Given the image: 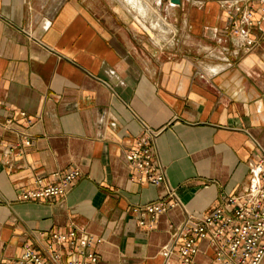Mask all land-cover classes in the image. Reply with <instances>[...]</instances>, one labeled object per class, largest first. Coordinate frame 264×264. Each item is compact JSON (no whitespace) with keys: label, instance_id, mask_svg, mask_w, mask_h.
Segmentation results:
<instances>
[{"label":"crops","instance_id":"0c3cea01","mask_svg":"<svg viewBox=\"0 0 264 264\" xmlns=\"http://www.w3.org/2000/svg\"><path fill=\"white\" fill-rule=\"evenodd\" d=\"M139 1L140 23L122 0H0V261L74 227L100 240V264H179L164 252L176 228L244 193L264 159V0L242 26L248 52L219 0ZM144 128L176 197L151 226L132 209L174 201L133 177L126 153ZM74 169L65 196L17 201L35 176ZM196 245L195 262L215 264Z\"/></svg>","mask_w":264,"mask_h":264},{"label":"built area","instance_id":"2783aa9c","mask_svg":"<svg viewBox=\"0 0 264 264\" xmlns=\"http://www.w3.org/2000/svg\"><path fill=\"white\" fill-rule=\"evenodd\" d=\"M254 0H219L226 7V13L231 20V32L236 37V45L248 52L254 47V41L243 32L242 26L253 24L252 7ZM262 1V0H260ZM260 20L264 22V9L260 11ZM135 19V18H134ZM19 116L29 124L25 113ZM8 129L11 121L5 122ZM158 134L144 128L135 145L126 153V159L134 171L133 177L139 183L147 182L152 186L165 185L166 198L143 206H135L134 213L147 214L148 225L155 218L176 205L175 192L167 186L164 168L159 162L155 141ZM20 141L17 150L29 147L31 142L24 133L19 134ZM263 158L251 169L247 190L240 195L229 196L221 206L211 214L202 218H187L175 230L171 243L165 248V256L176 254L179 264H197L194 260L198 252L197 242L206 241L213 248L215 264H261L264 257V172ZM78 169L61 174L55 184H44L35 176L31 189L18 193L17 201L32 202L61 198L67 194L78 179ZM143 225V222H139ZM92 235L79 233L70 227L65 233H49L39 248L24 246L17 260L0 261V264H100L92 252V245L98 243Z\"/></svg>","mask_w":264,"mask_h":264},{"label":"rangeland","instance_id":"374dc122","mask_svg":"<svg viewBox=\"0 0 264 264\" xmlns=\"http://www.w3.org/2000/svg\"><path fill=\"white\" fill-rule=\"evenodd\" d=\"M122 1H125V4H123V5H125V7L128 8V10L131 12L132 16L136 19V14H134L133 9L134 10H137L139 12V10H140V7L139 6H141V4H142L141 1L138 0L139 5H138V2L137 3H132L129 0H122ZM143 2H145L146 4H149L150 5V0H143ZM158 2H160V0H158ZM138 20L136 19V21H138ZM138 22L140 23L141 21H138Z\"/></svg>","mask_w":264,"mask_h":264},{"label":"water","instance_id":"95a60500","mask_svg":"<svg viewBox=\"0 0 264 264\" xmlns=\"http://www.w3.org/2000/svg\"><path fill=\"white\" fill-rule=\"evenodd\" d=\"M164 2L170 3L171 5L178 6L180 4V0H163Z\"/></svg>","mask_w":264,"mask_h":264},{"label":"bare ground","instance_id":"6f19581e","mask_svg":"<svg viewBox=\"0 0 264 264\" xmlns=\"http://www.w3.org/2000/svg\"><path fill=\"white\" fill-rule=\"evenodd\" d=\"M130 2H132V3H137L138 2V0H129ZM132 5V4H131ZM136 5V4H135ZM140 12V11H139ZM137 17V16H136ZM138 20V19H137ZM139 21V20H138ZM157 22V21H156ZM147 29V28H146Z\"/></svg>","mask_w":264,"mask_h":264}]
</instances>
